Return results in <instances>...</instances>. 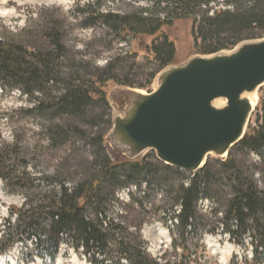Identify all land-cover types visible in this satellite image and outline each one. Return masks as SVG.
<instances>
[{
    "label": "trees",
    "instance_id": "1",
    "mask_svg": "<svg viewBox=\"0 0 264 264\" xmlns=\"http://www.w3.org/2000/svg\"><path fill=\"white\" fill-rule=\"evenodd\" d=\"M149 1L155 5L150 14L129 17L100 13L90 6L81 12L89 25L102 23L112 32L149 36L177 20L189 19L197 54L202 55L264 38V0H224L229 8L212 12L208 6L217 0ZM202 7L205 9L200 10ZM156 11L164 12L165 18H155ZM46 29L45 36L32 35L26 41L23 30L11 31L0 21V86L17 89L32 103L24 111L41 119L49 150L56 153L61 146H68L53 157L55 168L40 178L28 171V156L16 149L17 144L0 148V177L6 191L25 198L22 206L10 207L0 234V255L20 244L22 260L40 258L55 263L66 243L90 264H176L167 255L153 258L145 250L141 218L148 212V200L155 211L167 209L169 219L175 220L177 236H172V248L181 250L182 263L193 248H200L194 233L205 221L198 209L205 197L217 205L212 217L231 242L250 240L251 261L258 264L264 253V187L256 172L244 167L231 151L256 154L260 163L253 165L264 178V98L244 138L227 159L207 161L195 174L160 162L153 151L138 160L115 162L105 146L112 128L106 86L113 83L145 89L146 85L134 86L128 79H119L112 64L89 71L83 61L69 58L58 25ZM161 36L150 48L158 66L148 76L150 84L176 61L175 43ZM142 184L148 191L158 187L163 195L155 199L148 192L139 198L131 192L128 203L118 199L120 189L135 186L141 190ZM115 206L134 212V220L139 221L135 232H130L129 213H116Z\"/></svg>",
    "mask_w": 264,
    "mask_h": 264
},
{
    "label": "rangeland",
    "instance_id": "2",
    "mask_svg": "<svg viewBox=\"0 0 264 264\" xmlns=\"http://www.w3.org/2000/svg\"><path fill=\"white\" fill-rule=\"evenodd\" d=\"M88 6L100 13L114 12L129 17L140 12L150 14L149 11L155 7L149 0H0V21L11 31L23 30L26 41L32 35L45 36L46 27L58 25L63 31L68 46L67 53L73 62L83 61L89 71L93 67L105 68L112 64L119 79H128L134 86L146 85L145 89H141L145 93L155 89V81L150 84L148 76L158 68L150 53L151 44L157 37L162 35V38L165 35L175 43L176 61L173 65H181L198 55V48L194 44L192 35V21L189 19L177 20L174 24L164 27L155 36L126 34L112 32L102 23L89 25V21L85 20L87 16L81 12ZM208 8L212 12V9L229 7L224 4V0H217ZM204 9L205 7H202L200 10ZM153 14L155 18H165L164 12L156 11ZM124 91H126L124 86L113 83L106 86L107 98L112 110L118 109V100L122 98ZM261 97L264 98V85L256 92L255 107L260 104ZM31 104L17 89L8 90L0 86V148L2 146L11 148L17 144L16 149L18 151L20 149L28 156V171L34 177L40 178L44 172H50L55 168L57 162L53 157L61 155L68 146H61L56 153L48 149L46 136L41 130V119L30 116L24 111ZM231 152L250 172H256L255 177L259 185L264 187L262 173L259 174L256 166L253 165L260 163L258 156L254 153L244 154L235 149ZM213 156H209L208 161L216 160ZM131 192H135L139 198L145 197V193L148 192L155 199H160L163 195L158 187L154 186L148 191L146 185L142 184L141 190L135 186L120 189L117 197L126 204L130 201ZM24 201L22 194L7 192L4 180L0 177V234L5 220L9 217L10 207L13 205L20 207ZM145 201L148 212L144 219L141 218L144 221L141 236L145 250L151 257L161 258L167 255V259L171 258L176 264H255L251 261L250 240L246 238L244 244L231 242L222 230L220 222L212 217L217 205L213 200L205 197L200 200L198 206L205 221L194 233L199 239L200 248H193L189 259L181 263V250L174 251L172 248V236H177L175 220L169 219L167 209L159 208L155 211L148 200ZM115 211L120 214L129 213L130 232H135L139 221L134 220V212L126 210V213L122 207L117 206ZM21 251L22 246L17 244L6 255H0V264H90L84 256L79 255L66 243L55 263L45 262L40 258L26 262L21 259ZM258 264H264V253L260 255Z\"/></svg>",
    "mask_w": 264,
    "mask_h": 264
},
{
    "label": "water",
    "instance_id": "3",
    "mask_svg": "<svg viewBox=\"0 0 264 264\" xmlns=\"http://www.w3.org/2000/svg\"><path fill=\"white\" fill-rule=\"evenodd\" d=\"M154 81L151 93L124 86L105 137L107 152L121 162L154 151L159 161L196 173L209 155L225 161L244 138L257 102L251 98L264 85V38L193 56Z\"/></svg>",
    "mask_w": 264,
    "mask_h": 264
},
{
    "label": "bare ground",
    "instance_id": "4",
    "mask_svg": "<svg viewBox=\"0 0 264 264\" xmlns=\"http://www.w3.org/2000/svg\"><path fill=\"white\" fill-rule=\"evenodd\" d=\"M251 98V97H250ZM255 99H256V97L255 98H251V100L253 101V103H255ZM224 103L222 102V101H216V105L217 106H222Z\"/></svg>",
    "mask_w": 264,
    "mask_h": 264
}]
</instances>
